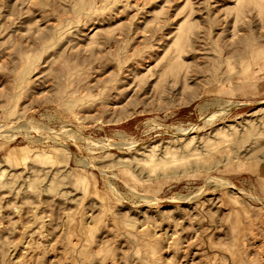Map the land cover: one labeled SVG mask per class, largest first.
Instances as JSON below:
<instances>
[{
    "label": "rangeland",
    "instance_id": "obj_1",
    "mask_svg": "<svg viewBox=\"0 0 264 264\" xmlns=\"http://www.w3.org/2000/svg\"><path fill=\"white\" fill-rule=\"evenodd\" d=\"M0 264H264V0H0Z\"/></svg>",
    "mask_w": 264,
    "mask_h": 264
},
{
    "label": "bare ground",
    "instance_id": "obj_2",
    "mask_svg": "<svg viewBox=\"0 0 264 264\" xmlns=\"http://www.w3.org/2000/svg\"><path fill=\"white\" fill-rule=\"evenodd\" d=\"M84 14V13H83ZM107 107H108V105H107Z\"/></svg>",
    "mask_w": 264,
    "mask_h": 264
}]
</instances>
